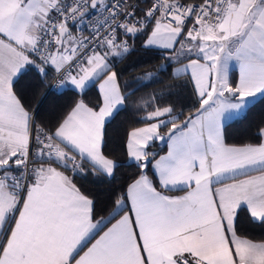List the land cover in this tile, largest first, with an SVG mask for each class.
<instances>
[{
	"label": "snow or ice",
	"instance_id": "obj_1",
	"mask_svg": "<svg viewBox=\"0 0 264 264\" xmlns=\"http://www.w3.org/2000/svg\"><path fill=\"white\" fill-rule=\"evenodd\" d=\"M139 34L175 65L174 79L187 78L194 107L185 116L163 92L140 98L145 126L126 142L138 175L95 220L73 176L120 166L103 150L105 125L129 99L116 61ZM30 68L78 97L54 128L15 90ZM260 98L264 0H151L139 17L128 0H0V264H264V242L237 228L242 208L264 223V128L255 143L223 135Z\"/></svg>",
	"mask_w": 264,
	"mask_h": 264
},
{
	"label": "trees",
	"instance_id": "obj_2",
	"mask_svg": "<svg viewBox=\"0 0 264 264\" xmlns=\"http://www.w3.org/2000/svg\"><path fill=\"white\" fill-rule=\"evenodd\" d=\"M142 6L145 5L142 4ZM144 42L143 34L130 39V52L122 60L116 61L120 83L122 88L128 89L129 99L126 105L106 122L103 150L120 166L115 169L111 177L92 171L73 176L74 183L93 199L95 220L109 217L116 198L126 193L127 186L138 175L139 170L135 163L127 161L125 143L132 129L145 125L142 122L145 112L137 107L140 98L150 99L153 95L159 96L163 92L161 102L174 105L177 112L183 111L185 116L194 107L195 97L192 94V85L187 83V78L174 79L171 75V68L175 65L168 63L163 56V51L144 47ZM157 69L162 70L157 73L156 81L146 83L136 81V78L155 72ZM50 77L49 74L45 79L35 69L30 68L15 83L17 94L33 112L36 123L46 128H54L78 99L71 89L46 94L45 89ZM231 79L234 82V73ZM96 97L97 92L94 87L87 92L84 98L86 102L94 104ZM260 128H264V98L255 100L240 117L223 127L225 143L230 145L255 143L257 142L256 134ZM164 147L165 145L158 146L155 142L151 150L161 154L165 150ZM146 171L159 188L150 167ZM237 228L241 236L254 242H264V223L253 221L243 208L238 212Z\"/></svg>",
	"mask_w": 264,
	"mask_h": 264
},
{
	"label": "crops",
	"instance_id": "obj_3",
	"mask_svg": "<svg viewBox=\"0 0 264 264\" xmlns=\"http://www.w3.org/2000/svg\"><path fill=\"white\" fill-rule=\"evenodd\" d=\"M138 15H140L139 13H138ZM145 47V46H144ZM151 49H156V48H151ZM156 50H161V51H163L162 49H156ZM232 73H234V82L238 79V70L237 71H233ZM232 73H231V75H232ZM97 88H98V86L97 87H95V89H96V92H97ZM62 89H71L72 91H73V89H72V87L70 86V85H68V86H65V87H63V88H61L60 90H62ZM124 107V106H123ZM122 108V107H121ZM120 108V109H121ZM115 114V113H114ZM242 115V114H241ZM241 115H239V116H236V117H234V118H232V119H228V120H226L225 122H224V126L227 124V123H229V122H231V121H233V120H235V119H237L238 117H240ZM110 119V118H109ZM108 119V120H109ZM143 126H145V125H143ZM143 126H141V127H143ZM223 126V127H224ZM126 142H127V139H126ZM156 143H157V145L158 146H161V145H165V150H164V152H162L161 154H159V155H165L166 154V152H167V146H166V144H163V143H158L157 141H156ZM125 147H126V143H125ZM126 157H127V161L129 162V163H134L129 157H128V155H127V150H126ZM150 171H151V173L153 174V176H154V178H155V180H156V182H157V185H158V187H159V183H158V178L154 175V173H153V171L151 170V168H150ZM106 176V175H105ZM168 195H183L184 194V192H182V191H172V192H169V193H167ZM128 207H130V204L128 205ZM243 209H245V208H243ZM246 210V209H245ZM246 212H247V210H246ZM248 213V212H247ZM248 215L250 216V214L248 213ZM117 218H119V217H117ZM251 218V217H250ZM252 219V218H251ZM115 222V220L113 221V223ZM111 225H109V227H110Z\"/></svg>",
	"mask_w": 264,
	"mask_h": 264
},
{
	"label": "built area",
	"instance_id": "obj_4",
	"mask_svg": "<svg viewBox=\"0 0 264 264\" xmlns=\"http://www.w3.org/2000/svg\"><path fill=\"white\" fill-rule=\"evenodd\" d=\"M128 2L130 4H134L136 6V15L139 17L142 15L143 11L146 10V8L148 6H150L151 4V0H128ZM145 5V6H142ZM140 12L141 15H138V12ZM50 81L49 83L46 85V89H45V93H49V92H58L60 91L61 88H58V87H55L54 84H55V81H54V78H53V75L50 74Z\"/></svg>",
	"mask_w": 264,
	"mask_h": 264
},
{
	"label": "rangeland",
	"instance_id": "obj_5",
	"mask_svg": "<svg viewBox=\"0 0 264 264\" xmlns=\"http://www.w3.org/2000/svg\"><path fill=\"white\" fill-rule=\"evenodd\" d=\"M144 46H145V42H144ZM146 47V46H145ZM148 48H156V47H148ZM156 49H159V48H156ZM175 66H173L172 68H171V75H172V73H173V68H174ZM158 143H161L160 141H157Z\"/></svg>",
	"mask_w": 264,
	"mask_h": 264
}]
</instances>
